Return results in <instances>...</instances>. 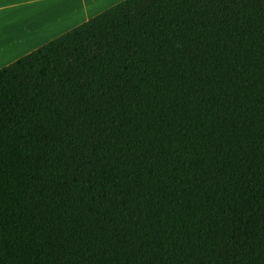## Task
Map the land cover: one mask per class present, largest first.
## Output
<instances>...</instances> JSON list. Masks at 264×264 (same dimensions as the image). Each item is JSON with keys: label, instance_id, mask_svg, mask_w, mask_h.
Returning a JSON list of instances; mask_svg holds the SVG:
<instances>
[{"label": "trees", "instance_id": "1", "mask_svg": "<svg viewBox=\"0 0 264 264\" xmlns=\"http://www.w3.org/2000/svg\"><path fill=\"white\" fill-rule=\"evenodd\" d=\"M0 264H264V0H123L1 68Z\"/></svg>", "mask_w": 264, "mask_h": 264}, {"label": "crops", "instance_id": "2", "mask_svg": "<svg viewBox=\"0 0 264 264\" xmlns=\"http://www.w3.org/2000/svg\"><path fill=\"white\" fill-rule=\"evenodd\" d=\"M123 0H0V69Z\"/></svg>", "mask_w": 264, "mask_h": 264}]
</instances>
